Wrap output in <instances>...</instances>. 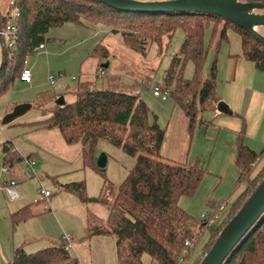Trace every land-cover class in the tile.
I'll list each match as a JSON object with an SVG mask.
<instances>
[{
	"label": "trees",
	"instance_id": "trees-1",
	"mask_svg": "<svg viewBox=\"0 0 264 264\" xmlns=\"http://www.w3.org/2000/svg\"><path fill=\"white\" fill-rule=\"evenodd\" d=\"M242 1L264 3V0ZM15 6L18 11V43L12 53L6 50L0 66V95L20 79L27 57L34 54L39 45L45 44L51 28L69 22L82 24L83 20L105 23L131 49L143 55L153 44L158 45L161 52L168 47L175 32L183 30L185 39L180 55L172 58L163 84L157 86L169 91L184 110L191 131L196 128V123H204L199 112L213 108L218 102L217 57L210 76L205 78L202 75L208 48L213 42L217 40L218 50L220 44L228 40L227 32L234 30L241 39V57L264 73V45L248 30L219 16L121 11L97 0H15ZM259 12L264 13V9ZM210 28L212 35L206 47L205 33ZM89 55L97 57L100 69L106 70L101 66L102 60L109 56L106 46L97 44ZM189 60L195 64L191 79L183 75L184 65ZM115 85V88L122 87L119 78H116ZM73 93L75 101L66 100L63 106L54 103L50 117L42 123L58 129L66 143H80L85 163H94L95 148L102 139L121 147L136 160L117 187L113 202L108 205L107 218L100 219L88 213L86 236H114L121 264H141L145 253L157 264H199L221 231L263 181L264 152L249 147L240 135L236 143L238 180L235 186L240 188L239 192L230 200L221 219L216 224H209L201 215L195 217L180 205L183 197L196 194L206 170L198 164L185 165L171 159H159L163 155L168 129L161 127L156 118L151 121V110L143 98L118 89L98 88L90 80L79 82ZM49 95L56 99L60 94L51 92ZM243 129L244 126L241 134ZM1 153L3 166L11 169L24 160L11 140L2 143ZM255 167L260 168L252 177ZM109 184L106 182L96 197L87 194L82 181L66 183L63 188L76 194L84 204H107ZM39 202L41 200L33 205ZM32 215L31 206H25L14 214L13 219L18 224ZM206 231L209 232L208 238L197 251L195 247ZM68 244L64 237L53 246L33 252L24 244L14 249L12 259L6 264H79L78 259L70 254L71 249H66ZM223 264H264V212Z\"/></svg>",
	"mask_w": 264,
	"mask_h": 264
},
{
	"label": "rangeland",
	"instance_id": "rangeland-1",
	"mask_svg": "<svg viewBox=\"0 0 264 264\" xmlns=\"http://www.w3.org/2000/svg\"><path fill=\"white\" fill-rule=\"evenodd\" d=\"M11 1L15 0H0V10L7 12ZM260 30L264 33V28ZM227 34L228 40L223 41L218 50L217 40L209 46L202 69V75L208 78L217 57L216 99L226 93L230 55L241 51L239 34L234 30H229ZM211 35V28L206 29V47L210 44ZM46 38L45 48L37 50L26 59L27 66L32 72V83L28 84L16 79L10 89L0 95V160L2 143L11 140L24 159L32 154L38 156L34 158L35 171L36 168L38 169L37 164L45 163L44 167L47 168L45 172L38 170V175L32 173L21 183V185L26 184V193L31 200L43 198L40 185L50 193L48 198H44L47 200L45 202L47 207L42 201L34 206L36 212H43V215L37 216L45 223L47 232L40 240L31 242L27 246L28 251L33 252L53 246L64 238V234H67L74 238L71 242L74 250L71 249L70 254L78 259L79 264H121L117 256L114 236L95 235L90 238L86 236V217L90 212L100 219L107 218L108 205L113 202L117 187L134 166L135 157L127 154L121 147L102 139L95 148L94 163H85L83 147L80 143H66L58 129L47 127L42 123L50 117L51 108L56 101L55 98L49 97V93L64 95L67 101L73 102L76 100L73 90L83 80H90L92 85L98 88L109 87L139 95L151 110V121L156 118L161 127L168 129L165 149L159 159H171L185 165L198 164L206 170L205 178L196 194L181 199L180 205L183 209L195 217H200L201 213L211 210L209 202L218 203L219 200L223 201L230 197L238 180L237 167L224 166V163H221L223 156L219 155V151L212 155V147L207 146L208 139L204 136L205 127L196 123V128L191 131L187 115L172 96L162 100L161 97L154 95V87L158 83L163 84L165 72L170 67L172 58L180 55L181 45L185 39L182 29L175 32L167 48L159 52L158 45H149L146 55L131 49L119 34L114 33L111 27L102 22L83 20L82 24L65 23L51 28ZM97 44L106 46L109 51L108 58H104L101 63V66L108 63L105 71H102L99 65L96 66L99 59L89 55ZM194 74L195 64L189 60L184 65L183 75L191 79ZM51 75L55 77L53 82L50 80ZM116 78H119L121 88H115ZM25 103H30L31 108L12 121L3 123L7 114H10L16 106ZM212 112L208 109L201 111L199 118L211 120L214 114ZM101 154H106L107 164L99 169L97 160ZM20 165L26 166L28 172H32L24 161ZM259 168L255 167L252 177ZM18 175L15 178L19 183L20 175ZM6 176L3 175L2 178L6 179ZM220 176L222 178H219ZM76 181L85 183L90 197L99 196L104 184L110 182L106 191L108 203L87 205L82 203L76 194L60 187L65 183ZM239 189L230 200L238 194ZM7 202L11 206L16 204L8 198ZM208 235V231L204 232L195 247L197 251L201 249ZM141 264H157V262L145 253Z\"/></svg>",
	"mask_w": 264,
	"mask_h": 264
},
{
	"label": "crops",
	"instance_id": "crops-1",
	"mask_svg": "<svg viewBox=\"0 0 264 264\" xmlns=\"http://www.w3.org/2000/svg\"><path fill=\"white\" fill-rule=\"evenodd\" d=\"M228 60V77L225 87L226 93L222 97H218V102H225L229 106L231 112L226 113L220 111L217 107V102L213 105V108L208 109V111H213V117L211 120H204L202 125L205 127L204 136L208 139L207 146L212 147V155L219 151V155L223 156L221 163H224V166L227 167H233L235 165L238 170L236 143L240 135L249 147L257 152H264V73L257 70L251 62L241 57V51L235 55H230ZM98 65L99 63L96 64V66ZM243 126V134H241ZM165 145L166 144H164L163 151ZM30 156L33 157V159L35 157L38 158L36 154L29 155V157ZM2 157L3 155L1 153V168L3 166ZM20 164L12 168L9 174H3L7 175L6 179L2 178L3 175L1 174L0 168V182L3 185L6 184L7 186V181L10 179L16 181L15 176L17 174L20 175V182L18 183L16 181V185L14 186L19 194L16 200H10L11 198L9 197L11 196L5 185L4 187H0V202L2 203L0 204V264H6L12 259L16 247L25 244L27 248L31 242L40 240L44 237L43 234L47 232L44 225L45 223L41 222L37 216L38 214L43 215V212H36L34 210V206L41 202L35 205L33 204L37 200H40V198L31 200L26 193V184L21 185V183L29 177V169ZM45 165V163L43 165L37 164L38 169L36 168L35 174L37 173L38 175V170L45 172V170H47V168L44 167ZM219 178L222 177L220 176ZM40 184H42L41 180ZM63 185L60 187L65 190ZM40 187L42 188V185H40ZM236 190L235 188L229 196L231 197L234 195ZM7 198L9 201L16 202V204L11 206L9 202H7ZM221 200H219L218 203L215 201L209 202L211 210L213 209L212 205L217 206V204L221 203ZM41 201L47 206L45 203L47 202L46 199ZM25 206H31L34 210V215L15 224L13 219L14 214ZM49 206L52 208L50 203ZM65 236L69 235L64 234L63 237ZM70 238L71 242L74 241L73 237ZM72 247L74 250L73 245Z\"/></svg>",
	"mask_w": 264,
	"mask_h": 264
},
{
	"label": "water",
	"instance_id": "water-1",
	"mask_svg": "<svg viewBox=\"0 0 264 264\" xmlns=\"http://www.w3.org/2000/svg\"><path fill=\"white\" fill-rule=\"evenodd\" d=\"M109 7L121 11L153 13H205L219 16L251 32L264 45V3L245 2L242 0H97ZM102 67L107 68L108 63ZM59 106L66 104L64 95L56 98ZM31 108V104H20L5 116L3 123H8ZM222 112L230 113L225 102L218 104ZM107 164L106 154H101L97 166L104 168ZM264 212V179L249 197L247 202L221 231L210 250L199 264H223L250 228Z\"/></svg>",
	"mask_w": 264,
	"mask_h": 264
},
{
	"label": "built area",
	"instance_id": "built-area-1",
	"mask_svg": "<svg viewBox=\"0 0 264 264\" xmlns=\"http://www.w3.org/2000/svg\"><path fill=\"white\" fill-rule=\"evenodd\" d=\"M9 10L7 12H2L0 10V66L3 63L4 56L6 50L9 51V53H12V51L16 50L17 43H18V11L17 7L15 6V1H11L9 4ZM45 45L41 44L39 45L36 50L44 49ZM21 81L26 83H31L32 81V72L27 66V63L25 64V67L22 70ZM55 77L53 75L50 76V80L53 82ZM154 95L161 97L162 100H166L170 95L169 91L162 90L159 86L154 87ZM25 164L32 170V172H28L29 175L32 173H35V169L33 168L35 164V160L31 157H28L23 160ZM258 161L255 162V164ZM11 172V168L8 166H2L1 174H9ZM8 184L5 187L10 194L12 199H17L19 197V194L17 190L14 188L16 185V181L13 179H10L7 181ZM4 185L0 182V187H4ZM41 194L43 195V198L40 200H43L44 198H48L50 196L49 191H46L44 188H41ZM230 202V197L223 199L221 203L214 207L212 210L208 212L201 213V217L205 219L209 224H216L220 219L223 212L228 207V204ZM65 239L69 242L66 249H72L71 244V238L69 236H65ZM186 244H189L187 242Z\"/></svg>",
	"mask_w": 264,
	"mask_h": 264
}]
</instances>
